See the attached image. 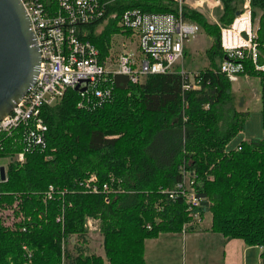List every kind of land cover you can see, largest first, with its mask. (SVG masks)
I'll list each match as a JSON object with an SVG mask.
<instances>
[{
    "label": "trees",
    "instance_id": "1",
    "mask_svg": "<svg viewBox=\"0 0 264 264\" xmlns=\"http://www.w3.org/2000/svg\"><path fill=\"white\" fill-rule=\"evenodd\" d=\"M222 2L220 22L227 26L238 8L236 0ZM250 3L262 12L255 62L249 56L225 55L218 28L188 11L186 19L215 37L214 48L206 53L207 66L193 73L197 88L184 89L176 70L147 75L137 84L116 76L111 100L100 106L77 108L78 94L69 90L60 102L43 109L45 147L25 153L21 164L9 161L6 180L0 181V205L12 204L18 193L26 216H33L12 228L0 224V264H145L146 239L180 233L191 219L183 198L172 200L163 192L181 180V168L195 177L200 204L193 211L201 217L211 213V231L224 238L260 246L264 264V0ZM173 7L165 0H114L104 19L87 28V38L104 55L123 12ZM105 20L103 32L94 34ZM225 58L241 66L240 76L259 80L263 129L261 139L241 141L239 149L231 150L226 147L244 131L249 111L234 103L232 84L220 72ZM1 141L0 157L11 158L21 150L5 136ZM91 173L99 184L113 178L108 203L103 193H86L79 186ZM51 185L66 195L44 203L41 194ZM88 216L100 220L105 262L86 255L82 246ZM72 235L82 244L69 247ZM23 246L32 250V257Z\"/></svg>",
    "mask_w": 264,
    "mask_h": 264
},
{
    "label": "built area",
    "instance_id": "2",
    "mask_svg": "<svg viewBox=\"0 0 264 264\" xmlns=\"http://www.w3.org/2000/svg\"><path fill=\"white\" fill-rule=\"evenodd\" d=\"M165 1L174 5L172 10L123 12L117 22L116 35L122 37L119 50L115 54L108 50L101 55L87 38V28L104 19L114 0H20L39 48L40 64L31 89L0 120V136L21 147L9 161L21 164L25 153L45 147L47 127L42 111L60 102L69 90L78 94L77 108L89 110L111 100L116 76H124L128 82L137 84L147 75L176 70L184 81V89L198 87L193 83V74L181 66L184 43L196 33V25L186 19L185 14L187 9L201 8L206 0ZM211 1L215 6L222 3V0ZM252 37L251 3L243 0L242 10L221 30L220 46L227 56L241 58L246 54L255 62L256 44ZM123 38L129 42H124ZM127 45L133 46L135 51H130ZM220 72L231 83L238 81L237 64L233 61H223ZM235 149H239V145ZM110 182L113 178L99 184L96 174L91 173L79 186L86 193H103L108 203V195L113 192ZM163 192L172 200L183 198L191 216L183 231L200 224L202 217L193 211L199 206L200 198L192 172L181 168V180Z\"/></svg>",
    "mask_w": 264,
    "mask_h": 264
},
{
    "label": "rangeland",
    "instance_id": "3",
    "mask_svg": "<svg viewBox=\"0 0 264 264\" xmlns=\"http://www.w3.org/2000/svg\"><path fill=\"white\" fill-rule=\"evenodd\" d=\"M236 5L238 8V12L242 10L243 7V0H236ZM208 4V6H207ZM193 12L204 20L209 26H216L218 28L219 34V42L221 36V30L223 28H227L220 22V16L224 12V3L222 2L221 5L215 6V2L211 0H206L203 3L201 8H196L193 10L187 9V12ZM237 15V13H236ZM235 15V16H236ZM262 16V12L251 6V26H252V41L256 44V32L259 26V20ZM191 22V21H190ZM196 25V33L193 37L187 40L184 43V50L185 54L183 56V60L181 66L184 68L183 65H186L185 60H187L186 69L188 70L187 73L193 74L199 68L206 67L208 64V60L206 57V53L208 50L214 48L215 44V37H209L203 30L196 24L195 22H191ZM108 21L105 20L102 23L96 25L93 30L94 34H101L104 28L107 26ZM235 27L237 28L238 25L236 24ZM121 36L116 35V31L111 32L107 42L105 43L107 51H111L112 54H115L116 51L119 50V44L122 41ZM124 39V38H123ZM124 42L128 43L127 39H124ZM130 51H135L134 47L131 45L126 46ZM221 48V46H220ZM222 50V48H221ZM258 48L256 45L255 53L257 54ZM187 56V57H186ZM247 56L246 54L244 55ZM248 57V56H247ZM250 57V56H249ZM248 57V58H249ZM179 65V64H178ZM177 65V66H178ZM241 69L240 65H237V72ZM185 70V68H184ZM186 71V70H185ZM232 84V90L235 93V105L238 109H244L245 101L250 100L251 102L255 101L258 98L257 88L259 84V80L255 78H251L247 74L240 76L238 74V81ZM242 105V106H240ZM239 106V107H238ZM250 110L253 109V105L247 106ZM261 125L259 121L255 118L249 120L247 128L255 135H259L261 132ZM245 137V136H244ZM235 139V140H234ZM229 144L228 150L235 149L240 137H235ZM9 164V159L6 157H0V166H4L5 170H7V165ZM6 180V179H5ZM52 186V185H51ZM57 189V190H56ZM56 192V193H55ZM65 196L66 191L61 189V187L52 186V190L48 186L41 194L43 196L42 201L46 203V201L50 200L53 196ZM15 200L12 204L2 203L0 205V224L6 228H12L18 225L19 223L26 220H31L32 215H27L22 206V199L20 194L14 193L13 195ZM35 210V208L33 209ZM42 218L41 215H38V219ZM61 218V217H60ZM209 218V214H205L204 220L207 221ZM159 220L156 219V222ZM188 223V222H187ZM187 223L183 225L187 226ZM199 225V224H198ZM182 227V228H183ZM84 243L82 244L78 241V235H72L67 239V244L69 247H72L77 244H82L83 248H86V255H95L99 256L104 262L106 261L105 253H104V243H103V236L100 231V220L97 217L88 216L85 218L84 221ZM187 228V227H186ZM64 242V241H63ZM22 250L24 253L29 257L32 255V250L30 248L23 246ZM32 257V256H31ZM63 264V263H60Z\"/></svg>",
    "mask_w": 264,
    "mask_h": 264
},
{
    "label": "crops",
    "instance_id": "4",
    "mask_svg": "<svg viewBox=\"0 0 264 264\" xmlns=\"http://www.w3.org/2000/svg\"><path fill=\"white\" fill-rule=\"evenodd\" d=\"M257 94L255 101L244 103L249 116L244 131L237 135L240 137L237 145L241 141L263 137L259 84ZM248 104L253 105V109L250 110ZM252 118H256L261 125L259 135L247 128ZM205 214H209L207 221L204 220ZM205 214L197 226L180 233H161L155 238L146 239L143 244L145 264H262L260 246L247 245L241 239H227L211 231L212 215L209 212Z\"/></svg>",
    "mask_w": 264,
    "mask_h": 264
},
{
    "label": "water",
    "instance_id": "5",
    "mask_svg": "<svg viewBox=\"0 0 264 264\" xmlns=\"http://www.w3.org/2000/svg\"><path fill=\"white\" fill-rule=\"evenodd\" d=\"M39 64V48L20 0H0V120L31 89ZM5 179L0 166V181Z\"/></svg>",
    "mask_w": 264,
    "mask_h": 264
}]
</instances>
